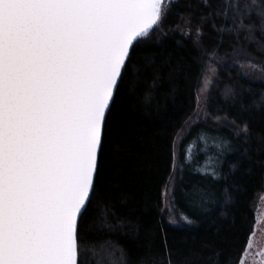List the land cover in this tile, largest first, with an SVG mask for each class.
Instances as JSON below:
<instances>
[{
    "label": "trees",
    "instance_id": "trees-1",
    "mask_svg": "<svg viewBox=\"0 0 264 264\" xmlns=\"http://www.w3.org/2000/svg\"><path fill=\"white\" fill-rule=\"evenodd\" d=\"M223 3L176 0L161 25L135 45L85 225V245L96 252L88 254L89 264H240L264 195V104H255L264 81L235 65L220 68L208 103L211 120L194 125L178 149L173 196L194 223L175 227L162 214L175 138L194 113L210 57H231L240 48L264 63V22L254 13L237 31L240 21L225 17ZM214 142L225 150L216 154ZM194 188L211 194L210 211H193L183 198Z\"/></svg>",
    "mask_w": 264,
    "mask_h": 264
},
{
    "label": "snow or ice",
    "instance_id": "snow-or-ice-1",
    "mask_svg": "<svg viewBox=\"0 0 264 264\" xmlns=\"http://www.w3.org/2000/svg\"><path fill=\"white\" fill-rule=\"evenodd\" d=\"M168 11L165 0H0V264H89L96 255L83 236L126 62ZM222 12L239 31L254 13L264 22V0H224ZM174 180L168 222L192 225L171 196ZM182 196L210 211V193ZM253 248L250 238L240 264H264Z\"/></svg>",
    "mask_w": 264,
    "mask_h": 264
},
{
    "label": "rangeland",
    "instance_id": "rangeland-1",
    "mask_svg": "<svg viewBox=\"0 0 264 264\" xmlns=\"http://www.w3.org/2000/svg\"><path fill=\"white\" fill-rule=\"evenodd\" d=\"M176 0H171L172 2H175ZM187 30V29H185ZM225 65L230 66H237L242 69L245 76L256 79V80H262L264 81V71H261V69H264V63L261 61H258L257 59L250 57L246 54V52L243 49H236V51L231 55V57H220L216 55H212L210 57V62L208 64L206 63V74L208 79H210L211 83L208 85L206 91H201L204 88V80L202 81L201 88L199 90V93L197 95L196 104H195V110L194 113L188 118V120L184 123V126L182 129L178 132L175 138L174 143V152H175V160H176V169L174 171V167H172V174L175 176V180L172 182V189H171V196H173L174 187L177 181V173H178V149L179 144L181 140L189 133L190 129L199 123H205L211 120V116L208 112V103L211 97V93L215 87L216 80L218 77V72L220 68H222ZM252 65H256L257 67L254 69L251 67ZM214 69L213 71H211ZM219 122L220 126H224L225 123L221 121ZM214 146L211 147L212 150L219 152L220 150H225L224 146L220 144V142H214ZM215 153V152H214ZM169 184V179L166 183V185ZM166 185L163 190V208H162V214L164 215V218L169 221V214H168V208L170 207V196L167 194ZM175 211V209H174ZM177 221H180V217L178 216L177 212L174 217ZM169 223V222H168ZM170 224V223H169ZM172 225V224H171ZM186 225L183 222H180L177 225H172L175 227H183ZM252 239V242L254 244V248L251 250L253 254L260 253L264 251V195L261 196V198L258 201L257 208H256V224L254 227V231L252 236L250 237ZM261 257L257 255V260H259ZM241 262V261H240ZM250 264V262H249Z\"/></svg>",
    "mask_w": 264,
    "mask_h": 264
},
{
    "label": "water",
    "instance_id": "water-1",
    "mask_svg": "<svg viewBox=\"0 0 264 264\" xmlns=\"http://www.w3.org/2000/svg\"><path fill=\"white\" fill-rule=\"evenodd\" d=\"M171 2H169V0H165V6L167 7L169 4H170ZM156 28H157V26L156 27H154L151 31H150V33H149V35L148 36H150L155 30H156ZM147 36V37H148ZM146 37H141V38H138V41H136V42H134V46L139 42V41H141V40H143V39H145ZM128 62H126V64H127Z\"/></svg>",
    "mask_w": 264,
    "mask_h": 264
}]
</instances>
